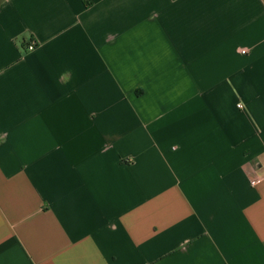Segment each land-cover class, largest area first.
Segmentation results:
<instances>
[{
    "label": "crops",
    "instance_id": "0c3cea01",
    "mask_svg": "<svg viewBox=\"0 0 264 264\" xmlns=\"http://www.w3.org/2000/svg\"><path fill=\"white\" fill-rule=\"evenodd\" d=\"M0 264H264V0H0Z\"/></svg>",
    "mask_w": 264,
    "mask_h": 264
},
{
    "label": "built area",
    "instance_id": "2783aa9c",
    "mask_svg": "<svg viewBox=\"0 0 264 264\" xmlns=\"http://www.w3.org/2000/svg\"><path fill=\"white\" fill-rule=\"evenodd\" d=\"M36 48V42H31V43H29L28 44V46H27V49L29 50V51H32V50H34ZM261 182V178H255V179H253V180H251V184L253 185V186H256L257 184H259Z\"/></svg>",
    "mask_w": 264,
    "mask_h": 264
}]
</instances>
